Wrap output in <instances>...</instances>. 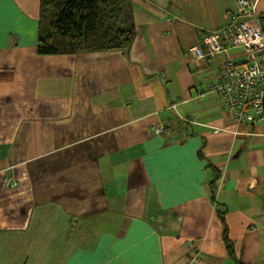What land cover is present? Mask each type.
<instances>
[{
    "label": "crops",
    "instance_id": "0c3cea01",
    "mask_svg": "<svg viewBox=\"0 0 264 264\" xmlns=\"http://www.w3.org/2000/svg\"><path fill=\"white\" fill-rule=\"evenodd\" d=\"M235 3L132 0L127 53L39 56V0H0V264H234L217 209L264 264V120L211 89L248 58L203 44Z\"/></svg>",
    "mask_w": 264,
    "mask_h": 264
},
{
    "label": "trees",
    "instance_id": "16d2710c",
    "mask_svg": "<svg viewBox=\"0 0 264 264\" xmlns=\"http://www.w3.org/2000/svg\"><path fill=\"white\" fill-rule=\"evenodd\" d=\"M135 34L132 0H39V56L127 53ZM217 216L229 257L234 264H241L228 239L224 213L217 209Z\"/></svg>",
    "mask_w": 264,
    "mask_h": 264
},
{
    "label": "built area",
    "instance_id": "2783aa9c",
    "mask_svg": "<svg viewBox=\"0 0 264 264\" xmlns=\"http://www.w3.org/2000/svg\"><path fill=\"white\" fill-rule=\"evenodd\" d=\"M211 57L225 54L230 48H242L246 63L235 64L225 59L219 65V81L211 86L221 97L224 108L233 115L238 126L256 119L264 120V35L258 22L255 4L236 0L225 24L203 40ZM197 59L203 58L200 49H193ZM161 130H156L160 133Z\"/></svg>",
    "mask_w": 264,
    "mask_h": 264
},
{
    "label": "water",
    "instance_id": "95a60500",
    "mask_svg": "<svg viewBox=\"0 0 264 264\" xmlns=\"http://www.w3.org/2000/svg\"><path fill=\"white\" fill-rule=\"evenodd\" d=\"M263 103H264V98H263Z\"/></svg>",
    "mask_w": 264,
    "mask_h": 264
}]
</instances>
